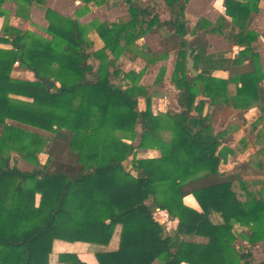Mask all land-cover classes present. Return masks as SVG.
<instances>
[{
	"label": "trees",
	"instance_id": "obj_1",
	"mask_svg": "<svg viewBox=\"0 0 264 264\" xmlns=\"http://www.w3.org/2000/svg\"><path fill=\"white\" fill-rule=\"evenodd\" d=\"M11 1L21 15L43 3ZM79 1V15L88 4L121 5L126 14L86 25L44 7L47 37L2 27L0 43L10 48L0 47V264H47L48 237L55 226L72 229L75 241L101 247L94 253L98 264H247L251 254L237 251L233 225L245 228L249 244L264 241V145L255 163L262 177L244 179L246 163L231 170H222L220 163L223 150L235 156L245 140L226 147L229 126L215 134L205 131L210 123L227 121L231 109L239 118L252 105L259 108V119L264 114V72L253 45L258 35L249 28L259 0H223L224 15L214 22L199 18L190 30L184 14L188 0L146 5L140 0ZM165 11L169 18L159 20ZM92 31L102 43L99 48L89 39ZM146 33L159 35V55L136 43ZM208 33L241 49L231 60L211 55ZM173 50L171 82L180 110L153 114L150 90L139 83L145 68L123 72L119 60L141 56L148 63ZM188 50L195 75L187 66ZM14 64L32 72L33 79L12 77ZM214 69H228V78L212 76ZM41 78L53 80L50 89ZM121 79L129 83L123 86ZM229 83L235 85L232 92ZM12 90L34 94L31 100L17 99L9 95ZM146 148L157 149L159 156H136L137 149ZM11 153L32 169H19ZM54 160L60 166L52 167ZM186 194L199 210L183 203ZM156 209L176 219L173 234L154 217ZM212 213L220 221L212 222ZM117 225V247L103 250ZM58 258L64 264H86L73 254Z\"/></svg>",
	"mask_w": 264,
	"mask_h": 264
},
{
	"label": "crops",
	"instance_id": "obj_2",
	"mask_svg": "<svg viewBox=\"0 0 264 264\" xmlns=\"http://www.w3.org/2000/svg\"><path fill=\"white\" fill-rule=\"evenodd\" d=\"M69 4L77 5L81 2L79 0H66ZM152 1V0H151ZM150 1V2H151ZM197 1V2H196ZM195 2L198 3V0ZM210 1V0H209ZM64 0H43V3L41 4V7L39 6H29L27 15H21L17 13V7L14 2L11 0H4L2 3V8L5 10V14L3 16H0V36L3 35V25L8 24L12 27L19 28V29H28L30 31H33L35 33H38L42 36H48L45 32V28L47 27V21L44 18V7L52 8L53 10L57 11L59 14L63 16L66 15L63 10V3ZM191 0H188V3L185 7V19L187 21L188 29H192L197 22L199 18H205L206 20L210 22H214L215 19L219 15H224V7H223V0H211L215 5L218 7V11L216 13L215 17H203L200 16L201 12V4H196L191 10L190 14L192 17H186L188 16V10L190 6ZM149 3V2H148ZM147 3V4H148ZM65 4V3H64ZM199 5V6H198ZM90 6V4H88ZM259 11L257 15L253 18L249 28L257 33V40L253 42V45L255 47V51L259 55V63L261 66V70L264 72V0H259L258 3ZM122 10L123 13L117 17H73V14H69L71 18L78 19L82 24L93 20L94 18L98 19L99 21H106V22H113L117 21L120 16H123L126 14V10L121 6H110L109 13H107L109 16L113 13H116L118 11ZM27 17V18H25ZM168 14L165 13L159 17V20L163 21L168 19ZM229 19L228 17H225ZM256 23H259L260 29L256 27ZM89 39L93 42L94 48H99L102 43L95 32L89 33ZM156 36L157 41L159 40V35L156 33H146L143 36L139 37L136 40V43L138 45H145L148 46L154 53L158 54L161 53L162 47L158 50H155L154 47H156V44H153L150 42V37ZM187 38H190V34L186 35ZM206 39L209 42V45L206 49V52L211 55H218L221 54L223 57L227 59H233L237 52L241 49L240 46L234 45L230 42H227L223 36L215 33H208L206 34ZM216 39L218 41L219 39L223 42V46H230V50L232 52L225 51V49H214L212 45V40ZM0 47L2 48H10V45L5 43H0ZM190 52V50H189ZM176 53L175 51H170L166 57L163 58H157L152 62H146L144 58L141 56H123L119 60L120 69L123 72H129L134 71L136 73L140 72L141 69L145 68L142 75L139 78V83L141 85H144L149 88L150 94H151V111L153 114H158V112L165 113L168 109H172L174 111H179L180 108L178 107L176 100H175V93L177 92V89L174 87V85L171 82V76L172 71L175 63ZM247 61H243V65ZM239 67H241L239 65ZM16 65L14 64L13 69L11 71V76L15 77L14 71L16 69ZM195 70V69H194ZM231 70V69H230ZM25 73H30L33 77L32 72L28 70H22ZM162 78L160 81L156 82L155 79L157 76L161 75ZM196 71V70H195ZM197 73V71H196ZM211 75L218 78L227 79L229 76V70L228 69H214L211 72ZM31 80V79H29ZM119 83L123 86H125L127 83H129L128 79H121ZM57 85V84H56ZM235 85L233 83L228 84V90L232 92L234 90ZM262 87L264 89V78L262 80ZM29 92V91H28ZM30 94L33 93H27V92H21V91H10L9 95L13 98L17 99H27ZM201 98V97H198ZM145 107V103L143 99L138 100V108L140 110H143ZM207 110V106L205 105L203 108V113H205ZM260 110L257 106L252 105L247 110L243 111L242 118H239L237 116V111L234 109L230 110V115L227 121H224L220 123V121H217L214 124V130L213 134H215L218 131H223L225 128H228L229 132H231V141L227 143L226 147H232L235 143H237L239 140L244 139L245 140V147L242 151H240L235 156H231L226 150L225 151L229 157L224 159H221L220 167L222 170H231L234 165L246 163V157L245 154L248 146L251 144L254 145V153L259 159V156L256 154V151L264 145V127L262 126V121L264 120V114L259 119L260 116ZM136 130L139 131V126H136ZM126 142H129L128 140H125ZM252 149V148H250ZM249 153V152H248ZM224 155V153H223ZM136 156L139 158H145V157H157L159 156V151L155 148H146V149H137ZM257 162V161H256ZM227 164H231L230 167L226 168ZM249 168L247 167L246 173H243L244 179H260L262 177V174L256 166L252 169V173H249ZM255 172V173H254ZM193 199V201H192ZM182 201L185 205L199 210V206L195 200V198L191 194H186ZM163 214L167 217L168 221L160 222L163 224L164 229L166 228V224L173 223V229L175 230L176 227V219L170 218L164 211H160L158 209L155 210L153 213L154 217L155 214ZM216 220L212 219V214L210 215V219L212 222H218L220 221V218L218 214L214 213ZM156 218V217H155ZM119 231L120 226L117 225L112 237L109 241V243L106 246H103V250H113L118 245V238H119ZM245 232V228L241 227L238 224L233 225V233L235 235V242L234 245L237 248L238 252L249 250L250 257L247 260V264H264V241L259 240L253 244H249L244 238L243 234ZM180 238L185 240H191L196 242H203L205 241V238L199 237L196 235H181ZM101 247L95 246L93 244H89L82 241H75L73 240V230L70 228H64L61 226H55L49 233L48 237V259L47 264H64L63 262L59 261L58 255L59 254H73L76 257L79 258V260L85 262L86 264H98L96 258H95V251ZM158 264V263H155ZM239 264H243L241 261Z\"/></svg>",
	"mask_w": 264,
	"mask_h": 264
},
{
	"label": "rangeland",
	"instance_id": "obj_3",
	"mask_svg": "<svg viewBox=\"0 0 264 264\" xmlns=\"http://www.w3.org/2000/svg\"><path fill=\"white\" fill-rule=\"evenodd\" d=\"M62 1V0H61ZM151 0H140V3L143 4V5H146L148 2H150ZM196 0H191L190 2V6H189V10H188V13L186 17H192L191 14H190V10L196 6V4H201L202 6V10L201 12L199 13L200 16H203V17H215L216 16V13L218 11V6L215 5L213 2H211V0H198V3L195 2ZM63 3V2H62ZM65 3V4H64ZM64 3H63V12L70 16L71 14H73V17H117L119 15H121L122 10L116 12V13H113L111 14L110 16L107 14L109 13V9H110V6L109 5H99V6H96V5H93V4H90V6L87 5V10L86 12H84L83 14H78V10L81 9L82 7V3L80 4H77V5H72V4H69L66 0H64ZM117 6V5H115ZM199 6V5H198ZM123 7V6H122ZM124 8V7H123ZM125 9V8H124ZM185 11V10H184ZM168 12L165 11L163 13L160 14L163 15ZM70 14V15H69ZM124 16V15H123ZM159 16V17H160ZM122 17V16H120ZM168 17H169V14H168ZM93 20H98L96 18H94ZM92 21V20H91ZM99 21V20H98ZM90 21L84 23V24H89ZM256 27L260 28V25L259 23H256L255 24ZM89 27V26H87ZM260 29H263V28H260ZM150 42L153 43V44H156V47H154L155 50H158L159 48L157 47V45L159 47H161V45L159 44V40L157 41V38L156 36H151L150 37ZM212 45H213V48L214 49H225V51H228V52H232V50H230V46H223V42L219 39L218 41H216V39L212 40ZM16 65V69L14 71V74H15V77L16 78H20V79H33L32 75L30 73H25L24 70L22 67L18 66L17 64ZM24 100H31V98H27V99H24ZM158 114L160 115H163L164 113L162 112H158ZM263 123V127H264V120L262 121ZM213 130H214V124L210 123L205 131V133L207 134H211L213 133ZM134 144H136V140L133 141ZM252 148V149H250ZM254 145H250L248 146L247 150H246V153L245 154V157H246V166L249 168V173H252V169L254 168L255 166V163L256 161H258L259 159L257 158V156L255 155V153L253 152L254 151ZM249 152V153H248ZM224 156L225 158L229 157L228 154L224 151ZM11 157L13 159L16 160V165L18 166L19 169L21 170H31L32 169V165L28 162H25L24 160H22L17 154L15 153H11ZM38 159L41 163H43L45 160H46V154L44 152H41L38 154ZM64 163V160L63 162ZM60 166V164L58 162H56L55 160L53 161V163H51V166L54 167V166ZM231 164H227L226 168L230 167ZM255 173V172H254ZM193 201V199H192ZM155 217L158 221H160L161 223L162 222H165L167 223L168 219L165 215L163 214H155ZM212 219L213 220H216V217H215V214L212 213ZM165 232L168 233V234H173L174 232V229H173V223H169L166 224V228H165Z\"/></svg>",
	"mask_w": 264,
	"mask_h": 264
},
{
	"label": "water",
	"instance_id": "obj_4",
	"mask_svg": "<svg viewBox=\"0 0 264 264\" xmlns=\"http://www.w3.org/2000/svg\"><path fill=\"white\" fill-rule=\"evenodd\" d=\"M186 60H187V66L189 68V70L191 71V73L193 75L196 74V71L194 70L193 67V60L191 59V57L189 56V50L187 51V55H186ZM41 80L43 81V83L46 85L47 89H50L51 86L53 85V80L48 79V78H41Z\"/></svg>",
	"mask_w": 264,
	"mask_h": 264
}]
</instances>
